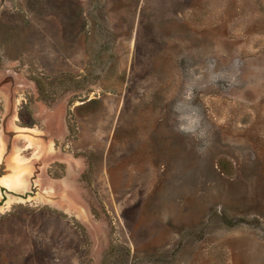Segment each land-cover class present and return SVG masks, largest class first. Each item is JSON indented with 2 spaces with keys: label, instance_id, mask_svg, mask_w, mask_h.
<instances>
[{
  "label": "rangeland",
  "instance_id": "rangeland-1",
  "mask_svg": "<svg viewBox=\"0 0 264 264\" xmlns=\"http://www.w3.org/2000/svg\"><path fill=\"white\" fill-rule=\"evenodd\" d=\"M0 145V264H264V0H0Z\"/></svg>",
  "mask_w": 264,
  "mask_h": 264
},
{
  "label": "crops",
  "instance_id": "crops-1",
  "mask_svg": "<svg viewBox=\"0 0 264 264\" xmlns=\"http://www.w3.org/2000/svg\"><path fill=\"white\" fill-rule=\"evenodd\" d=\"M3 178H8V177H3V176H0V196H3V192L1 191L2 188L1 186H3L4 188H7L6 190V193L8 195V191H11V192H18V193H23L24 191H27L26 189H28L27 187L25 188H20L19 186H14L13 185V182H11L10 186L11 188L8 186V185H5L3 182H2V179ZM11 180V179H10Z\"/></svg>",
  "mask_w": 264,
  "mask_h": 264
},
{
  "label": "flooded vegetation",
  "instance_id": "flooded-vegetation-1",
  "mask_svg": "<svg viewBox=\"0 0 264 264\" xmlns=\"http://www.w3.org/2000/svg\"><path fill=\"white\" fill-rule=\"evenodd\" d=\"M0 176H2V175H0ZM1 188H2L1 191L3 192L2 199H3V200H6V196H7L6 190H7V188H4L3 186H1Z\"/></svg>",
  "mask_w": 264,
  "mask_h": 264
},
{
  "label": "bare ground",
  "instance_id": "bare-ground-1",
  "mask_svg": "<svg viewBox=\"0 0 264 264\" xmlns=\"http://www.w3.org/2000/svg\"><path fill=\"white\" fill-rule=\"evenodd\" d=\"M2 145V144H1ZM1 145H0V148H1ZM1 150H2V148L0 149V152H1ZM10 179H12V178H7L6 180L5 179H3L4 180V182L6 183V184H10ZM1 207V206H0Z\"/></svg>",
  "mask_w": 264,
  "mask_h": 264
}]
</instances>
